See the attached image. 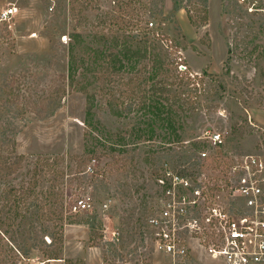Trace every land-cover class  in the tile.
<instances>
[{"label":"rangeland","instance_id":"rangeland-1","mask_svg":"<svg viewBox=\"0 0 264 264\" xmlns=\"http://www.w3.org/2000/svg\"><path fill=\"white\" fill-rule=\"evenodd\" d=\"M186 3L0 0V264H223L199 247L158 252L147 220L157 177L175 172L164 147L208 149L199 137L220 131L219 158L197 157L200 172L231 153L264 158V0H207L198 26ZM179 72L203 81L177 102ZM159 109L179 111L164 115L184 125L181 144L161 141ZM88 196L92 208L74 210Z\"/></svg>","mask_w":264,"mask_h":264},{"label":"built area","instance_id":"built-area-1","mask_svg":"<svg viewBox=\"0 0 264 264\" xmlns=\"http://www.w3.org/2000/svg\"><path fill=\"white\" fill-rule=\"evenodd\" d=\"M17 11V6H8L2 16ZM222 136L220 131L203 133L199 138L209 146L198 150V158L210 160L208 165L217 162ZM226 158L216 173L166 171L157 178L163 198L147 220L155 250L178 260L199 247L223 264H264V158L255 153ZM93 162L95 158L89 170ZM91 208L90 196L74 206L76 211Z\"/></svg>","mask_w":264,"mask_h":264},{"label":"trees","instance_id":"trees-1","mask_svg":"<svg viewBox=\"0 0 264 264\" xmlns=\"http://www.w3.org/2000/svg\"><path fill=\"white\" fill-rule=\"evenodd\" d=\"M184 0H173L174 2V7L175 8H179L182 5V2ZM132 3H128V7H132ZM186 9H187V13H188V17L190 22L195 25H205L208 23V19H209V9L207 6V0H195V1H188L186 3ZM132 10V8H131ZM74 60L70 61V70L69 73H63V77L65 79H67L68 81V85L71 88H74L77 85V79L76 76L74 75ZM176 80L172 83L176 84V89L175 92L172 94L173 99H175L177 102L180 101L181 98L186 97V93L181 90L178 89L180 86H186L189 87L191 85L192 88H196L197 84L202 83L203 79L201 77H199L198 75H194L193 77L191 75L188 74H183L180 73L176 74ZM101 89H106V84L105 87L104 85L101 87ZM178 90V91H177ZM103 93L106 94L103 90ZM123 95V93H120V95ZM133 96H131L132 98L137 99L136 97V93H132ZM145 95H142V97L144 98ZM150 101H157V98L154 99H150ZM143 103V108H145V103H147L146 98L145 100L143 99L142 101H139L138 103ZM158 103L160 105H163V103H161L160 101H158ZM145 104V105H144ZM165 107V106H164ZM162 110L159 109L156 112L157 117L159 118L160 124L157 126V128L163 130L165 133L164 135H158L159 137H161V141L163 143L166 142H178V144H181V142H183L182 139V134L180 133V128H183V124H181L180 119L178 118L177 120H175L177 114H179V111L177 110ZM165 113H171V115L173 114L175 118H173L172 116L168 115L165 116ZM177 113V114H176ZM153 134H155V129L153 130ZM158 134V133H157ZM156 134V135H157ZM183 146V144L181 145ZM167 150V157L173 158L174 159V163H173V169L176 173H179L183 176H188L191 173H198V169L200 167V162L196 160V158L198 157L197 152L200 149H197V147H195L192 144V149L194 150L193 152H196V154H194L193 152H190L188 154H177L175 153V151H177L176 149H174V147H164ZM178 152V151H177ZM183 152V151H180ZM119 161V160H117ZM160 176V175H159ZM158 176V177H159ZM157 177V178H158ZM10 195L14 198H17V192H15V190L13 189L10 193ZM145 202V201H144ZM58 254V253H57ZM53 255L50 256L48 258H60L59 255ZM67 264H84L83 262L81 263L80 260H72V259H66Z\"/></svg>","mask_w":264,"mask_h":264},{"label":"water","instance_id":"water-1","mask_svg":"<svg viewBox=\"0 0 264 264\" xmlns=\"http://www.w3.org/2000/svg\"><path fill=\"white\" fill-rule=\"evenodd\" d=\"M219 143H220L221 145H224V143H225V138H224V136H222V137L220 138Z\"/></svg>","mask_w":264,"mask_h":264}]
</instances>
